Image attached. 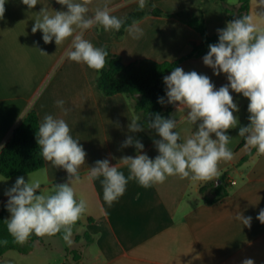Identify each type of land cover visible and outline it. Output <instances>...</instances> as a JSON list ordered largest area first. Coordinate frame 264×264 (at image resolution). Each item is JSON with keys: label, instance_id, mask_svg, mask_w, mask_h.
<instances>
[{"label": "crops", "instance_id": "1", "mask_svg": "<svg viewBox=\"0 0 264 264\" xmlns=\"http://www.w3.org/2000/svg\"><path fill=\"white\" fill-rule=\"evenodd\" d=\"M148 3L166 15L179 11L200 13L209 36L217 35L218 29L236 19L239 8L238 0H148ZM105 6L119 18H126L138 9L137 0H91L88 15ZM42 7L49 12L67 10L56 0H38L33 9H28L21 0H6L5 15L0 19V149L30 109L36 111L39 123L48 114L64 119L73 138L84 148L85 165L80 168V180L73 187L77 198L82 197L88 203L87 213L77 222L87 231L83 234L85 245L73 264H243L246 259L264 264V224L257 219L264 209V155H257L255 149L246 151L244 139L238 136L239 127L249 124L248 99L231 92L239 108L234 113L239 124L227 132L231 137L228 148L233 152V159L219 165L226 184L225 197L208 204L204 196L214 198V190L208 187L204 196L200 194L203 186L213 182L220 184L219 178L193 183L174 176L149 189L130 181L124 195L109 207L103 200L100 179H88V169L98 160L108 159L110 165L115 166L124 156L135 157L134 146L122 147L129 136L144 145L141 154L154 159L159 154L154 141L160 137L144 129L135 133L129 131L128 125L136 116L133 102L121 94L104 96L96 86L97 71L65 56L70 39L56 46L54 39L45 44L41 31L32 33L34 20ZM224 8L231 11V20L226 19ZM246 14L264 26V0H249ZM138 21L144 32L140 39H133L125 30L120 38L109 31L93 45L109 47L122 63L129 64L144 59L172 62L187 55L192 44L201 42L196 31L175 17L145 16ZM96 29L99 32H95ZM102 34L103 29L94 26L84 32V38L89 40V36ZM205 55L185 60L179 67L186 72L207 75L218 90L228 84L227 77L223 73L214 75L213 69L203 63ZM52 67L55 70L45 78L46 85L38 99L28 105L26 88L32 84L31 69L47 71ZM58 100L65 102L63 109L57 106ZM178 107V104L167 103L165 85V108L170 109L168 118L178 121L176 131L183 139L196 130L199 122L191 125L185 119L187 113L177 111ZM64 109L68 110L66 114ZM121 170L128 175L126 167L121 166ZM39 172L47 187L69 180L64 169L54 168L46 161L42 169L31 175ZM0 202L7 205L4 198L0 197ZM237 214L251 217V227L237 221ZM44 246L43 242H38L27 254L7 251L1 256L0 264H66L59 260L52 262Z\"/></svg>", "mask_w": 264, "mask_h": 264}, {"label": "clouds", "instance_id": "2", "mask_svg": "<svg viewBox=\"0 0 264 264\" xmlns=\"http://www.w3.org/2000/svg\"><path fill=\"white\" fill-rule=\"evenodd\" d=\"M21 2L28 9L38 5V0ZM56 3L66 6L67 10L49 12L42 7L34 20L32 33L41 31L44 43H51L54 39L56 46L70 39V47L65 52L68 60L97 72L104 69L109 55L106 46H94L84 38V32L94 26L105 32H119L126 18L112 15L107 6L88 15L91 0H56ZM137 3L140 10L148 7V0H137ZM5 4L6 0H0V19L4 18ZM125 31L133 39L144 35L137 20H133ZM217 31L218 43L209 45L203 63L213 69L214 75L225 74L228 84L217 90L207 75L186 72L181 67L173 68L170 75L163 78L167 103L178 104L177 111H185V119L191 125L199 122L196 130L182 139L180 132L176 131V119L155 114L147 124L160 137L154 141L159 153L154 159L141 154L144 145L129 136L122 147L134 146L137 150L135 157L124 156L115 166L110 165L108 159L98 160L94 167L88 169V179H100L103 200L109 207L124 195L130 181L149 189L174 176L193 183L217 180L221 176L220 163L233 159V152L228 148L231 137L227 132L239 124L234 115L239 108L231 92L242 94L249 101V124L239 127L238 133L244 139L245 150L251 152L255 149L257 155H264V26L256 23L252 15L244 14ZM158 102L163 105L165 100L161 97ZM64 103L63 100L56 102L62 109ZM64 111L66 114L68 110ZM139 120L140 116L131 119L128 125L130 132L143 130L137 123ZM71 131L64 119L48 114L36 132L43 160L54 168L64 169L69 177L67 183L54 184L50 189L42 190L40 179L29 176L25 182L23 177H19L5 192L8 197L6 208L10 213V218L5 220L7 232L18 245H25L33 235L43 238L61 233L63 240L71 245L73 228L88 211L87 201L77 198L73 187L80 180L79 170L85 165L87 153ZM121 166L128 169L127 176ZM235 219L243 226L251 227V217L237 214ZM257 219L264 224V209ZM0 243L7 245L8 240ZM243 264H254V261L246 259Z\"/></svg>", "mask_w": 264, "mask_h": 264}, {"label": "trees", "instance_id": "3", "mask_svg": "<svg viewBox=\"0 0 264 264\" xmlns=\"http://www.w3.org/2000/svg\"><path fill=\"white\" fill-rule=\"evenodd\" d=\"M249 0H238V15L247 13ZM227 20H231V11L224 8ZM145 16H172L182 21L188 27L196 31L200 38V44H192L191 51L172 62H155L149 59L135 61L129 64L122 63L119 56L112 54L108 48L107 65L104 69L97 72L96 86L104 96H114L121 94L133 102V109L136 116H140L137 122L141 127L153 135H158L154 129L147 127L150 119L155 114L169 119V108H165L158 102L159 98L165 100L164 77L171 73L173 68L188 59L207 54L210 44L218 43V34L209 36L206 32L203 16L199 14H190L187 11H179L170 15L164 14L160 9L148 7L144 10L136 9L126 17V23L119 32L114 31L117 38L123 35L133 20H140ZM39 126L38 115L35 110L30 109L22 121L13 129L11 135L0 149V175L6 179L17 176L34 173L44 167V160L41 156V149L37 143L36 132ZM245 160V159H244ZM220 184L209 183L200 189V194L204 196L208 187L214 190V198L207 199L204 196V202L211 204L218 202L227 195L225 190L224 175L219 177ZM9 219V212L6 204L0 202V241L8 240V244L0 243V258L7 251H16L20 254H27L33 249V243L39 240L33 235L29 241L21 246L13 242L12 237L7 232L5 220ZM62 236L63 234H58Z\"/></svg>", "mask_w": 264, "mask_h": 264}, {"label": "rangeland", "instance_id": "4", "mask_svg": "<svg viewBox=\"0 0 264 264\" xmlns=\"http://www.w3.org/2000/svg\"><path fill=\"white\" fill-rule=\"evenodd\" d=\"M95 32H99L98 29L95 30ZM105 31L103 30V34L101 36H89V41L94 43L97 41L98 38L104 39L106 36L104 35ZM71 44V42H70ZM70 47V45L68 46ZM105 47V46H104ZM106 48L109 49V47L106 46ZM63 55V54H62ZM61 55V56H62ZM60 56V58H61ZM53 68V67H52ZM50 68L46 71L44 68H32V84L27 85V91L26 96L29 98L30 101H28V105L31 106V104L34 103L35 100L38 99L40 93L43 90V87L46 85V77L49 76L55 68ZM97 77V74H96ZM45 82V83H43ZM41 172L39 174H30L28 176H24V179H26V182L29 180V176L33 179H40L42 181L41 183V189L47 190L50 189L52 186L47 187L45 185L46 183L43 182V179L40 178ZM1 177V176H0ZM2 183L0 185V197L4 198L6 201H8V197L5 195V192L9 190L14 184L16 180L13 179H5L0 178ZM228 180V179H227ZM39 194V191L37 192ZM87 230L85 229V226L83 224H76L73 228V234H72V244H67L62 236H59L58 234L52 237L45 236L43 238H39V240H36L33 243V247L38 242H43V245H45V249L49 250V257L52 262H57L58 260L60 262H64L66 264H73V260L76 261V255L78 252H80L85 245V239L83 238V234ZM81 238V242H79Z\"/></svg>", "mask_w": 264, "mask_h": 264}]
</instances>
